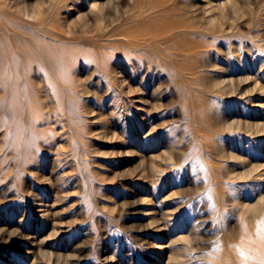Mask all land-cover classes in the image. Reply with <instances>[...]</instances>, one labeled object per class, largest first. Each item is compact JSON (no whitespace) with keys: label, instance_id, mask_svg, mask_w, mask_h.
Masks as SVG:
<instances>
[{"label":"rangeland","instance_id":"1","mask_svg":"<svg viewBox=\"0 0 264 264\" xmlns=\"http://www.w3.org/2000/svg\"><path fill=\"white\" fill-rule=\"evenodd\" d=\"M174 4L194 26L185 37L209 45L178 58L187 75L161 23L155 46L112 42L143 24L134 0H0V264H220L246 230L264 238V201L253 224L232 201L264 197V0ZM34 38L45 57L26 71ZM207 56L228 95L210 84L224 72L199 67ZM222 150L250 177L228 178L242 169Z\"/></svg>","mask_w":264,"mask_h":264},{"label":"bare ground","instance_id":"2","mask_svg":"<svg viewBox=\"0 0 264 264\" xmlns=\"http://www.w3.org/2000/svg\"><path fill=\"white\" fill-rule=\"evenodd\" d=\"M174 1L176 0H134L133 6L139 9V15H137L138 16L137 19H142L143 24L140 26V28L136 26L137 28L135 30L133 28L134 26H128L127 28L120 26L114 29L113 31H111L114 33L108 36L112 38L111 37L112 35H116L119 38L112 42L118 44L124 42L132 48H140L141 46H155L156 43L158 42L157 40L159 36L157 37L156 34L154 33L148 34L147 32H151L149 30V27H152L151 25L155 23H161V25L164 26V31L166 32V36L172 35L171 37L168 36V38H170L168 41H171V43L167 44L164 49L166 50L165 52L166 56L174 60L176 66L175 73L177 76H179L181 74L187 75L192 73L194 67L192 68L189 67L187 64L183 62V59L181 60L178 58L184 57V59L185 58L188 59L195 57L198 54H200V52H203V50L207 47L208 44L206 45L203 42L194 41L185 37V35L190 34L194 26L191 24V21L183 17H180L179 15H178L179 17L174 18L175 17L174 13H176L174 12L176 9ZM31 8L29 7L28 4H24L22 9L21 8L20 9L25 16L31 18L33 17V10ZM0 23L3 24V21H1V16H0ZM144 23L146 24L144 25ZM144 35H146L147 37ZM34 39L36 41L35 42L36 47L34 48V53H32V55L29 54L30 60L27 62L28 64L26 65V69H27L26 71L31 69V62L34 61L35 63L39 64V62H41V59L45 57L44 55L43 57L40 54L41 53L40 49L42 48L40 44L41 41L39 40V38H34ZM57 40L60 41L59 39ZM57 45L58 47H56V49H58V51L56 53L57 55H55L56 58L55 61L58 64V66H62L64 63L63 45L62 44H57ZM218 48L216 53L217 54L220 53V56H224L221 51L222 49H218ZM0 52L2 51L0 50ZM25 56L28 57V53H26ZM19 59H20L19 56L13 55L12 57H9V63L8 64L6 63L1 68L3 69V67H6L3 69L2 76L5 82L8 83L11 92L17 90L16 87L19 81L18 72H19V66L21 64ZM200 66L204 68L212 67L215 69H220L221 73L224 72V74H220L219 76H213V77L210 76L212 79L210 84L213 87L217 88L221 94L228 95V92L230 91L233 82L232 79H225L226 76L225 72H227L228 70H226V68H224V66L221 64L220 65L215 64L212 60V57L210 56L209 57L207 56L206 59L203 58L200 59L199 67ZM135 91H138V89ZM13 94L15 93H12L11 95ZM15 135H18V132H15ZM222 152H223L221 153L222 157H226L228 160L234 161L233 164H237L241 166L242 169L241 172H233L231 170L227 171L225 175L228 178L232 180H243L250 177L252 173V166H248V163L245 159H241V156H237L236 154L226 153L223 150ZM168 155H169L168 152L164 154V156H168ZM214 179L215 176L213 175L210 178H208L207 182L211 184L214 182ZM213 185L216 187L222 186V184L219 181H215ZM232 201L234 205L239 206L240 212L246 215L247 217L246 219L248 220V222L250 224H253L255 217L258 216L260 213L261 203L262 201H264V197L257 199L253 203H250L249 201L240 199L238 197L232 198ZM179 240L188 241L189 238L181 237L179 238ZM234 245L235 246L233 247L232 246L226 248L224 247L221 248L220 250L219 249L216 250V254L219 260H221L220 264H264V238L263 235L260 234L257 230L253 232H251V230L249 229L246 230L245 235L240 240H238V242Z\"/></svg>","mask_w":264,"mask_h":264}]
</instances>
